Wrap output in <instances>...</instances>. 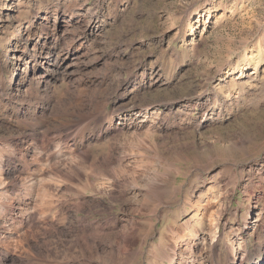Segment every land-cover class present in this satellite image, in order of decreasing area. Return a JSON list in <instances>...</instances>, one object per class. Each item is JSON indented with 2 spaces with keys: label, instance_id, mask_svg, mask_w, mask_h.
Masks as SVG:
<instances>
[{
  "label": "rangeland",
  "instance_id": "374dc122",
  "mask_svg": "<svg viewBox=\"0 0 264 264\" xmlns=\"http://www.w3.org/2000/svg\"><path fill=\"white\" fill-rule=\"evenodd\" d=\"M0 161L22 264L264 248V0H0Z\"/></svg>",
  "mask_w": 264,
  "mask_h": 264
},
{
  "label": "bare ground",
  "instance_id": "6f19581e",
  "mask_svg": "<svg viewBox=\"0 0 264 264\" xmlns=\"http://www.w3.org/2000/svg\"><path fill=\"white\" fill-rule=\"evenodd\" d=\"M47 43V42H46ZM52 46V45H51ZM35 47V46H34ZM63 47V46H61ZM260 47V46H259ZM41 48V47H40ZM57 51V50H56ZM59 51V49H58ZM52 52V51H51ZM56 53V52H55ZM35 57V56H34ZM77 57V56H76ZM24 58V57H23ZM76 59V58H75ZM23 60V59H22ZM36 61V60H35ZM55 61V60H54ZM45 62V61H44ZM76 62V61H75ZM28 63V62H27ZM72 64V63H71ZM77 64V63H76ZM44 66V65H43ZM42 66V67H43ZM55 66V65H54ZM47 68V67H46ZM65 67H63L62 69H64ZM52 70L50 69L49 72H51ZM60 71V70H59ZM63 71V70H61ZM69 72V71H68ZM40 73V72H39ZM66 73V72H65ZM53 74V73H51ZM70 74V73H69ZM32 76V75H31ZM251 76V75H250ZM42 74H38L36 76V83H38L40 81V79L42 78ZM35 80V79H34ZM43 81V79H41ZM33 81V80H32ZM44 88V87H43ZM47 88V87H46ZM41 94V93H40ZM136 112L138 113H141L140 110H136ZM81 118V117H80ZM24 121V120H23ZM72 122V121H71ZM83 122V121H81ZM69 124V123H68ZM78 126H82L81 123H77ZM69 126V125H68ZM31 127V125H30ZM66 127V126H65ZM65 127H63L65 129ZM69 128L68 127V131H69ZM72 131V130H70ZM74 131H75V134H78V133H83L85 131V128H82L81 127H75L74 128ZM66 133V132H65ZM74 134V133H73ZM61 135V134H60ZM58 135V136H60ZM67 135V134H65ZM23 136L24 138H29L30 139H35V135L33 134H30V133H23ZM66 137V136H65ZM68 137V135H67ZM44 138V136H43ZM62 138V137H60ZM69 138V137H68ZM52 140V139H51ZM62 140V139H61ZM71 140V139H70ZM30 142V141H29ZM64 143V142H63ZM58 144V142H57ZM70 143H68L67 145H69ZM42 145V144H41ZM60 145V144H59ZM70 146V145H69ZM59 147V146H58ZM27 148V147H26ZM38 148V147H37ZM7 164H5V168L3 169L4 165L1 163L0 161V170L3 169V171H5L6 173L9 174V168L6 166ZM27 173V172H26ZM108 173L110 175H114L115 171H113L112 169L108 170ZM6 176V175H5ZM8 176V175H7ZM11 177V176H10ZM22 177V176H21ZM15 179V178H14ZM17 180V178H16ZM5 184L4 183V180L2 178H0V187ZM7 184V183H6ZM154 190V188H152ZM160 195V194H159ZM8 205V204H7ZM3 206H0V229L1 228H5L6 229V226L8 224V228H10L11 226H16L19 225L18 223L20 222V219H21V208L18 206V207H13V205H10L9 206H6V207H3ZM247 214H248V211H247ZM23 216V215H22ZM244 222H245V225H248L249 224V219H248V216L244 217L243 218ZM127 221V220H126ZM130 222V221H129ZM129 222H126L129 223ZM133 222V221H132ZM130 224V223H129ZM122 226V225H121ZM130 226V225H129ZM132 226V225H131ZM245 227V226H244ZM11 229V228H10ZM17 229V228H16ZM131 229V228H130ZM122 230V229H121ZM4 232V231H3ZM16 232V231H15ZM5 235V234H4ZM4 235H2V237H4ZM25 236L26 234L23 233L21 235V240L19 241V245L20 247H22V253H23V256H19L18 255L16 256L15 254H13V250L12 252L9 250V248L7 246H3L1 243H0V264H22V263H26V260L28 261L29 259V245L27 244V246H23V243H25ZM8 237V236H7ZM121 243H122V246L123 247H131V244L133 243V241L136 239V236H135V232L133 231H129V232H125V233H121L120 235H118ZM205 238V237H204ZM213 238V239H212ZM212 238L210 239L211 241V248H212V253H213V257H217L218 254H219V250H220V243H219V237H217L216 233H214L212 235ZM10 239V238H8ZM6 239V240H8ZM203 240V239H202ZM201 240V242H202ZM4 241V240H3ZM7 242V241H6ZM26 244V243H25ZM9 246V244H8ZM191 246V245H190ZM8 249H7V248ZM13 247V246H12ZM243 247V244H242V240L240 238H238V236H232L230 237L228 243H227V246H225V249L227 251V254L228 256H226V262L224 263H215V264H264V248L261 247V246H258L256 249L254 250H244L242 249ZM17 249V248H16ZM171 252L170 254L171 255V260L168 264H182V256H180V248L176 245H174V247L171 246ZM182 251V250H181ZM21 252V251H20ZM15 253V252H14ZM22 255V254H21ZM176 257V259H174ZM185 257V256H184ZM204 258V257H203ZM170 259V257H169ZM199 259V254L196 253L195 251H188L186 257H185V260L186 261H189L190 263L189 264H199L200 261H202L201 264H206V261L207 259ZM25 260V262H24ZM159 264V263H158Z\"/></svg>",
  "mask_w": 264,
  "mask_h": 264
}]
</instances>
